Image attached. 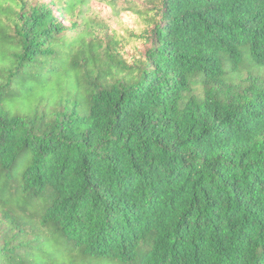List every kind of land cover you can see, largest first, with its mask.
I'll list each match as a JSON object with an SVG mask.
<instances>
[{
    "label": "trees",
    "instance_id": "obj_1",
    "mask_svg": "<svg viewBox=\"0 0 264 264\" xmlns=\"http://www.w3.org/2000/svg\"><path fill=\"white\" fill-rule=\"evenodd\" d=\"M86 2L0 0V264H264V0Z\"/></svg>",
    "mask_w": 264,
    "mask_h": 264
},
{
    "label": "rangeland",
    "instance_id": "obj_2",
    "mask_svg": "<svg viewBox=\"0 0 264 264\" xmlns=\"http://www.w3.org/2000/svg\"><path fill=\"white\" fill-rule=\"evenodd\" d=\"M149 7V0H88L74 10L72 21L66 18L62 20L66 19L65 24L71 27L68 33L85 32L90 39L91 32V38L98 37L106 45L114 33H139L140 11ZM73 21L77 22V26H73ZM125 56L129 55L125 53Z\"/></svg>",
    "mask_w": 264,
    "mask_h": 264
}]
</instances>
